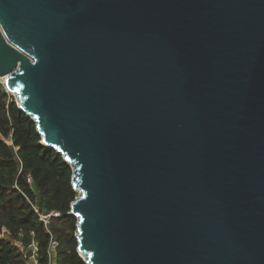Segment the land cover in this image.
I'll list each match as a JSON object with an SVG mask.
<instances>
[{
  "label": "water",
  "instance_id": "water-1",
  "mask_svg": "<svg viewBox=\"0 0 264 264\" xmlns=\"http://www.w3.org/2000/svg\"><path fill=\"white\" fill-rule=\"evenodd\" d=\"M0 77L85 264H264V0H0Z\"/></svg>",
  "mask_w": 264,
  "mask_h": 264
},
{
  "label": "trees",
  "instance_id": "trees-1",
  "mask_svg": "<svg viewBox=\"0 0 264 264\" xmlns=\"http://www.w3.org/2000/svg\"><path fill=\"white\" fill-rule=\"evenodd\" d=\"M8 136L10 144L4 141ZM71 176L70 166L41 145L34 122L0 86V264H27L26 254L16 244L25 249L32 239L38 246V264L47 263L48 236L31 203L61 215L51 222L59 245L58 264H85L76 251V219L68 214L77 196Z\"/></svg>",
  "mask_w": 264,
  "mask_h": 264
},
{
  "label": "built area",
  "instance_id": "built-area-1",
  "mask_svg": "<svg viewBox=\"0 0 264 264\" xmlns=\"http://www.w3.org/2000/svg\"><path fill=\"white\" fill-rule=\"evenodd\" d=\"M0 86H2L6 91L5 78L0 77ZM7 93L11 94L9 92H7ZM26 182L29 185L31 184L32 180H31L30 176L27 177ZM31 207L33 209V212L37 216L38 222H40L42 224V226H43V228H44V230L48 236L47 247H46V256H47V263L46 264H56L59 245H58V242L55 239L54 234L51 230V222L60 218L61 215L59 214V212H56V211L45 212V211L39 209L37 207V205L32 204V203H31ZM4 232H5V230L3 229V233ZM30 236L33 238V236H34L33 232H30ZM16 245L19 247L21 253L26 254V255L28 253L31 254L30 257H28V258L26 257L27 260L31 261L32 264H38V261H37L38 246L33 239L31 241V243L25 249L18 243Z\"/></svg>",
  "mask_w": 264,
  "mask_h": 264
},
{
  "label": "rangeland",
  "instance_id": "rangeland-1",
  "mask_svg": "<svg viewBox=\"0 0 264 264\" xmlns=\"http://www.w3.org/2000/svg\"><path fill=\"white\" fill-rule=\"evenodd\" d=\"M9 96L14 100V102H15V104H16V100H15L14 95H13V94H9ZM4 141H5L7 144H10V137L8 136L7 138L4 139ZM58 263H59V258H58V256H57V262H56V264H58Z\"/></svg>",
  "mask_w": 264,
  "mask_h": 264
},
{
  "label": "crops",
  "instance_id": "crops-1",
  "mask_svg": "<svg viewBox=\"0 0 264 264\" xmlns=\"http://www.w3.org/2000/svg\"><path fill=\"white\" fill-rule=\"evenodd\" d=\"M27 264H32V262L28 260Z\"/></svg>",
  "mask_w": 264,
  "mask_h": 264
}]
</instances>
